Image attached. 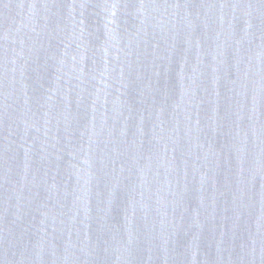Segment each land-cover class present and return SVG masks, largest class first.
I'll return each mask as SVG.
<instances>
[{"label":"water","instance_id":"95a60500","mask_svg":"<svg viewBox=\"0 0 264 264\" xmlns=\"http://www.w3.org/2000/svg\"><path fill=\"white\" fill-rule=\"evenodd\" d=\"M0 264H264V0H0Z\"/></svg>","mask_w":264,"mask_h":264}]
</instances>
